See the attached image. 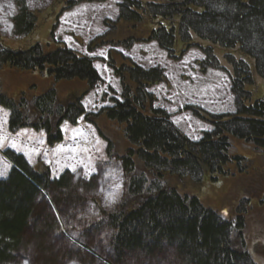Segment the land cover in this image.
<instances>
[{"label": "rangeland", "instance_id": "rangeland-1", "mask_svg": "<svg viewBox=\"0 0 264 264\" xmlns=\"http://www.w3.org/2000/svg\"><path fill=\"white\" fill-rule=\"evenodd\" d=\"M68 1L71 0H28L37 19L35 28L25 37H16L12 24L17 11L15 0H0L3 47L26 50L37 43H61L93 58L101 78L87 90L85 81L55 82L39 71L20 72L5 66L0 69L2 88L13 99L31 100L55 87L60 102L67 104L81 97L84 108L76 124L62 122L63 141L49 145L44 130L27 126L10 131L11 112L0 105V179L8 178L16 168L5 155V151L14 152L40 176L49 169L52 181L69 172L71 191L76 194L56 207L52 191H41L40 207L55 222L45 229L43 217L25 238L13 264H166L153 262L151 257L145 260L139 253L128 254L126 262L121 263L113 245L116 232L110 225L109 213L123 203L125 196L129 197L125 195L127 177L118 158L130 144L123 125L108 119L105 109L114 105L113 100L123 101L125 86L132 85L129 76L123 82L113 64L162 70L163 80L143 86L152 97L146 106L152 104L154 109L165 111L173 125L194 142L215 130L213 117L227 120L237 111L233 66L224 49L210 47V43L197 37L193 44L178 40L171 51L162 48L151 38L157 26L153 20L120 18L122 0H76L74 6L65 9ZM252 77L253 84L246 86L250 95L247 105L264 99V79L256 72ZM229 140V162L221 173L207 171L200 181L188 176L184 181L173 179L170 183L176 184L182 195L196 196L222 219L242 218L251 264H264V150L242 138ZM110 143L112 155L108 153ZM90 181L94 185L87 187ZM63 252H71V256L61 258Z\"/></svg>", "mask_w": 264, "mask_h": 264}, {"label": "trees", "instance_id": "trees-1", "mask_svg": "<svg viewBox=\"0 0 264 264\" xmlns=\"http://www.w3.org/2000/svg\"><path fill=\"white\" fill-rule=\"evenodd\" d=\"M75 3L68 1L64 8ZM15 5L14 35L25 37L37 19L28 0H15ZM119 7L120 18L153 20L157 26L151 38L169 51L178 40L193 44L196 37L210 47L224 49L235 72L232 83L238 109L227 120L213 117L215 130L201 141H191L165 111L154 109L151 102L146 106L152 97L143 86L163 80L162 70L113 64L123 82L129 76L132 84L125 86L123 101L113 100L114 105L105 109L108 119L123 125L130 144L118 158L127 177L125 195L129 197L109 213L116 232L113 245L118 261L125 263L128 254L139 253L145 260L151 257L153 262L166 264H251L242 233L244 220L222 219L196 196L182 195L170 180L184 181L193 176L200 181L207 171L221 173L229 162L230 137L242 138L264 150V99L246 104L250 99L246 86L253 84V72L264 79V0H122ZM55 44L37 43L26 50H13L0 43V69L39 71L55 82L80 80L85 81L87 90L94 88L101 80L94 59ZM81 99L75 97L63 104L56 88L51 87L31 100H16L5 93L0 79V105L11 112L10 131L27 126L44 130L49 145L63 141V121L76 124L84 114ZM111 146L108 153L112 155ZM5 155L16 168L8 178L0 179V264H13L25 238L40 220L44 217L45 229L55 222L40 207L41 191H52L56 207L76 194L71 191L69 172L52 181L49 169L40 176L21 155L6 151ZM85 185L92 187L94 182ZM63 253L61 258L71 256V252Z\"/></svg>", "mask_w": 264, "mask_h": 264}]
</instances>
